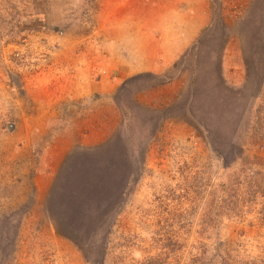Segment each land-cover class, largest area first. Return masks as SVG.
<instances>
[{
	"label": "rangeland",
	"instance_id": "1",
	"mask_svg": "<svg viewBox=\"0 0 264 264\" xmlns=\"http://www.w3.org/2000/svg\"><path fill=\"white\" fill-rule=\"evenodd\" d=\"M0 264H264V0H0Z\"/></svg>",
	"mask_w": 264,
	"mask_h": 264
},
{
	"label": "trees",
	"instance_id": "2",
	"mask_svg": "<svg viewBox=\"0 0 264 264\" xmlns=\"http://www.w3.org/2000/svg\"><path fill=\"white\" fill-rule=\"evenodd\" d=\"M215 61L217 63H219V65L221 66L220 59L217 58V60H215ZM148 131L149 132L146 133L147 136L145 138L147 140L149 137V133H151L150 130H148ZM131 132H132V129H131ZM132 141L134 142L133 138L129 136V138H127L125 141H121L120 144L115 142V144L113 145L114 150H116V148L118 146H122L124 143L125 144L127 143V145L125 147H134L132 145ZM148 142H146L145 146L147 145ZM71 165H73V164H71ZM73 166H75V164ZM112 167L115 169L114 165H112ZM75 168H76V166H75ZM91 168H93V167H91ZM91 168H86V169H91ZM82 169H84V168H82ZM68 172H69L68 169H65V170L63 169V170H61V173H59L60 174V177H59L60 180H61V178H63V182H66V186L61 190L60 188L63 185V183H60L59 182L60 180H58L57 184H55L54 194L58 196V200H60V202H62V203H61V206H57V202L55 201V208L54 209H56V211H52V212L48 211L50 214V222L49 223H50L52 229L54 230V232L58 236L63 237L64 239L68 240L72 245H74V247L76 246L77 250L82 254V256L85 257L84 251L86 250V247H87L86 243H85V245L83 243H81L80 246L78 247V245H75V242H73V240L67 238L68 236H66L64 234L63 229H65V228L67 229V228H71V227L76 228L79 226V222L81 219H75V216H73V213L75 214L76 211H78V210L81 211V214L83 215V217L85 219H88L97 213L96 208H98V207L94 206V205L92 207L91 205L87 204V202H85V198L83 197L84 196L83 188L79 187L77 189V185H75V183L81 184L82 187H83L82 184L86 185L87 182H86L85 178H83L82 182H81V178L80 179H73V177L69 176ZM113 174L115 175L114 172H113ZM71 175H74V177H75V175L81 176L82 174H80V172L78 171L76 173H71ZM113 178H115V176H113ZM113 178H112V180H113ZM120 178H121V176L118 177V179L115 178L117 180L116 183L110 187L114 193L112 195L113 200L116 198V201H118V202L121 200L122 196H124V193L126 195L128 192V191L123 192L124 190L127 189L126 187L128 186V181L123 179L119 183V181L121 180ZM126 179L130 180L131 178L127 177ZM98 181H100V180L98 179ZM86 187H87V185H86ZM89 189H93V187H90ZM111 189H109L108 193L106 195H103V196H102L100 191L99 192L96 191V192L92 193L94 195L93 196L94 198H92L91 201L94 202V204L99 203V202H103L104 198H106L105 202L108 201L111 198V192H112ZM77 191H80L81 195ZM85 195H86V193H85ZM95 196L100 197V199L95 198ZM52 201H54V200H52ZM58 207H60V208H58ZM56 212H57V214H56ZM70 216H73L74 219L73 220L67 219ZM75 220H77V222ZM86 260H87V257H86Z\"/></svg>",
	"mask_w": 264,
	"mask_h": 264
},
{
	"label": "crops",
	"instance_id": "3",
	"mask_svg": "<svg viewBox=\"0 0 264 264\" xmlns=\"http://www.w3.org/2000/svg\"><path fill=\"white\" fill-rule=\"evenodd\" d=\"M150 54H153V53H150ZM149 54V57H151V56H153V55H150ZM155 54V53H154ZM162 54H164V50H163V47H162ZM165 55V54H164ZM157 59V58H156ZM163 59H165V58H163ZM162 59V61H157V66L156 67H152L151 69H149L150 71L152 70V71H158L159 69H160V65H162L161 63H159V62H162V63H164V60ZM151 60H153V58L151 59L150 58V60H149V62H152ZM167 60V59H166ZM169 61L171 60V58L170 59H168ZM154 62V61H153ZM150 65V63L148 64V66ZM102 66H103V62H102ZM125 66L126 65H124V67H121V66H117V67H115L112 71H113V74L115 75V77L116 78H126L128 75H130V70L129 71H127L126 69L124 70V68H125ZM148 68V67H147ZM146 68V65H141V62H136V66H135V69H134V72H135V70L136 71H142V70H146L147 69Z\"/></svg>",
	"mask_w": 264,
	"mask_h": 264
}]
</instances>
